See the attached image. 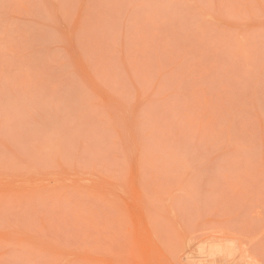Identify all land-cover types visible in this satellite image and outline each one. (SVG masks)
I'll list each match as a JSON object with an SVG mask.
<instances>
[{"label": "rangeland", "instance_id": "374dc122", "mask_svg": "<svg viewBox=\"0 0 264 264\" xmlns=\"http://www.w3.org/2000/svg\"><path fill=\"white\" fill-rule=\"evenodd\" d=\"M0 264H264V0H0Z\"/></svg>", "mask_w": 264, "mask_h": 264}]
</instances>
